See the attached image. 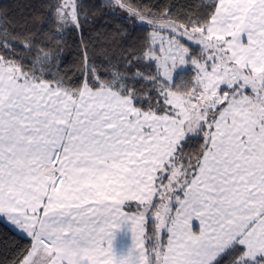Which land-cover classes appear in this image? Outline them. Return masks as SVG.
I'll list each match as a JSON object with an SVG mask.
<instances>
[{
    "label": "snow or ice",
    "instance_id": "1",
    "mask_svg": "<svg viewBox=\"0 0 264 264\" xmlns=\"http://www.w3.org/2000/svg\"><path fill=\"white\" fill-rule=\"evenodd\" d=\"M102 7L123 19L113 42L128 27L141 42L99 63L84 45L76 80L58 38L94 22L84 0L21 22L0 8V222L29 241L16 264H264V0Z\"/></svg>",
    "mask_w": 264,
    "mask_h": 264
},
{
    "label": "trees",
    "instance_id": "2",
    "mask_svg": "<svg viewBox=\"0 0 264 264\" xmlns=\"http://www.w3.org/2000/svg\"><path fill=\"white\" fill-rule=\"evenodd\" d=\"M142 3H165L170 2L180 6L189 0H140ZM199 2V0H197ZM45 0H0V8L7 10L8 17L16 22L29 19L33 16L46 18L44 12ZM105 0H84L85 7L90 15L94 14V22L87 24L83 32L67 31L59 39L60 72L67 73L73 80L78 79L80 62L84 45H87L88 54L97 63L100 62L101 54L107 50L109 58L119 57L122 48L129 45L139 46L144 30L137 28L135 31L131 27L127 28L128 35L124 38H117L115 42L107 34L114 33L117 27H124L120 14L110 15L102 6ZM97 5L98 7H91ZM32 27V25H29ZM38 27V25L36 26ZM35 31L36 29L33 28ZM47 31V30H45ZM38 39H44L43 36ZM49 47L53 44H49ZM116 62L115 60L113 61ZM55 71V69H53ZM198 142L193 141L191 147L197 146ZM29 241L22 234L13 230L9 225L0 222V264H16L21 258L23 249Z\"/></svg>",
    "mask_w": 264,
    "mask_h": 264
},
{
    "label": "crops",
    "instance_id": "3",
    "mask_svg": "<svg viewBox=\"0 0 264 264\" xmlns=\"http://www.w3.org/2000/svg\"><path fill=\"white\" fill-rule=\"evenodd\" d=\"M194 224L196 225V228L194 230H198V221H194ZM14 230V229H13ZM21 234V233H20Z\"/></svg>",
    "mask_w": 264,
    "mask_h": 264
}]
</instances>
